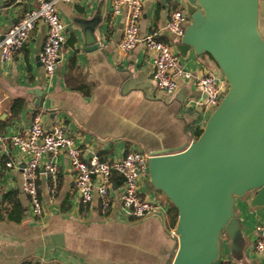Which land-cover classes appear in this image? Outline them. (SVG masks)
<instances>
[{
	"label": "crops",
	"instance_id": "0c3cea01",
	"mask_svg": "<svg viewBox=\"0 0 264 264\" xmlns=\"http://www.w3.org/2000/svg\"><path fill=\"white\" fill-rule=\"evenodd\" d=\"M55 5L66 30L55 74L49 78L39 59L46 34L41 21L9 62L0 61V138L5 139H0V264H170L176 238L170 233L174 226L169 225L168 210L164 216L135 220L114 210L103 212L97 196L83 204L65 154L42 159L37 183L44 213L32 216L21 188L25 157L7 138L25 133L35 114H42L46 128L63 124L83 155L99 160L137 149L182 150L208 118L199 87L181 79L174 93L160 90L152 78V55L142 44L128 52L117 48L125 13L113 14L111 0H57ZM182 6L183 0H144L139 35L160 29V38L172 44L164 26ZM28 8L0 0V32ZM259 27L264 35V0L259 3ZM92 44L98 48L91 50ZM180 60L194 74L217 70L210 58L192 51ZM18 98L21 106L14 111ZM49 159L56 166L52 173L45 168ZM8 161L13 166L7 167ZM146 181L144 196L169 209L163 194L148 189ZM120 185L117 179L115 190ZM235 208L240 232L233 240L222 237L218 262L264 264V253L254 248V226L264 223V209L251 208L247 199L238 200Z\"/></svg>",
	"mask_w": 264,
	"mask_h": 264
},
{
	"label": "water",
	"instance_id": "95a60500",
	"mask_svg": "<svg viewBox=\"0 0 264 264\" xmlns=\"http://www.w3.org/2000/svg\"><path fill=\"white\" fill-rule=\"evenodd\" d=\"M260 0H183L189 16L181 57L210 58L227 83L199 135L182 150L147 159L146 187L177 218L170 264H216L222 237L240 232L236 202L264 209V35ZM91 50L98 48L92 44ZM89 50V49H88Z\"/></svg>",
	"mask_w": 264,
	"mask_h": 264
},
{
	"label": "built area",
	"instance_id": "2783aa9c",
	"mask_svg": "<svg viewBox=\"0 0 264 264\" xmlns=\"http://www.w3.org/2000/svg\"><path fill=\"white\" fill-rule=\"evenodd\" d=\"M5 1L29 5V8L10 28L0 32V61L9 62L41 21L46 25V34L39 59L46 75L51 78L58 68L60 50L66 41L65 25L55 5L57 0ZM143 3L144 0H111L113 14L119 15L123 11L125 13L123 33L117 48L121 52H128L139 43L142 44L152 55V78L156 88L174 93L178 89L179 80L190 82L203 91L201 105L211 111L226 91L227 83L220 73L209 71L194 74L182 66L180 55L174 46L181 39L189 22L184 7L173 10L164 26L173 36L170 44L160 38V29L152 30L142 37L139 35L138 23ZM0 139L5 140L2 136ZM7 140L25 157L21 188L30 200L33 217H41L44 213L39 198L37 170L47 154L53 157L58 154L67 156L74 171V187L83 204H89L97 196L103 212L114 210L124 219L140 220L149 216H164L167 213L168 206L154 198L145 197L142 191V182L148 179L147 159L154 154L151 150H131L118 158L108 160L95 157L87 159L65 126L59 123L49 128L44 127L41 113L34 115L25 133L12 134ZM6 166L11 167L13 164L8 161ZM55 167L52 159L45 164L46 170L51 173ZM117 177L121 181L119 191L115 190ZM254 231L257 234L254 248L257 252L264 253V223L255 224ZM170 233L176 238L173 230Z\"/></svg>",
	"mask_w": 264,
	"mask_h": 264
},
{
	"label": "trees",
	"instance_id": "16d2710c",
	"mask_svg": "<svg viewBox=\"0 0 264 264\" xmlns=\"http://www.w3.org/2000/svg\"><path fill=\"white\" fill-rule=\"evenodd\" d=\"M21 102H22L21 98L16 99L14 101V109H12V110H14V111L18 110L20 108V106H21ZM200 131H201V129L198 131L197 135H199ZM116 179L119 180V178H116ZM168 205H169L168 215H169V218H170L169 225L170 226H174L176 218H177V212H176L175 208L169 203V201H168ZM216 264H227V263L222 261V262H217Z\"/></svg>",
	"mask_w": 264,
	"mask_h": 264
},
{
	"label": "rangeland",
	"instance_id": "374dc122",
	"mask_svg": "<svg viewBox=\"0 0 264 264\" xmlns=\"http://www.w3.org/2000/svg\"><path fill=\"white\" fill-rule=\"evenodd\" d=\"M224 93H225V92H224ZM224 93H223V94H224ZM212 110H213V109H211V111H212ZM207 113H208V116H209V114H210V110H208V112H207Z\"/></svg>",
	"mask_w": 264,
	"mask_h": 264
},
{
	"label": "bare ground",
	"instance_id": "6f19581e",
	"mask_svg": "<svg viewBox=\"0 0 264 264\" xmlns=\"http://www.w3.org/2000/svg\"><path fill=\"white\" fill-rule=\"evenodd\" d=\"M118 184V183H117Z\"/></svg>",
	"mask_w": 264,
	"mask_h": 264
}]
</instances>
